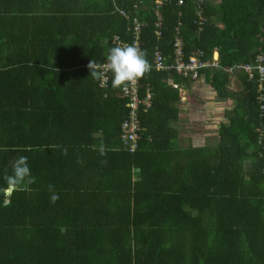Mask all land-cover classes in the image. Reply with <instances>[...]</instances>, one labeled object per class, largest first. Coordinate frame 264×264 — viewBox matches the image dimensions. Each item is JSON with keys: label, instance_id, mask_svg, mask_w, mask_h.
<instances>
[{"label": "trees", "instance_id": "obj_1", "mask_svg": "<svg viewBox=\"0 0 264 264\" xmlns=\"http://www.w3.org/2000/svg\"><path fill=\"white\" fill-rule=\"evenodd\" d=\"M163 1L0 0V189L20 156L34 178L0 191V264H264L259 76L228 71L264 52V0H205L203 19L200 0ZM135 19L151 65L157 51L174 63L177 29L185 60L218 53L219 67L199 71L233 103L218 143L180 146V92L167 81H196L152 69L138 149L124 144L128 100L88 65L116 38L133 42Z\"/></svg>", "mask_w": 264, "mask_h": 264}, {"label": "built area", "instance_id": "obj_2", "mask_svg": "<svg viewBox=\"0 0 264 264\" xmlns=\"http://www.w3.org/2000/svg\"><path fill=\"white\" fill-rule=\"evenodd\" d=\"M163 0H156V3L158 6H162ZM205 0H200L197 15L203 19V10L202 5L204 4ZM183 2L180 0L179 5H182ZM123 14L125 12L122 11ZM157 15L159 16L158 22L156 24V27L158 28L156 34L160 38L161 37V31L159 30L162 26L161 24V15L159 12H157ZM143 23L138 21V19L134 20V29L132 30V35L134 38V41L131 43H125L120 38L115 39V43L117 45H125V44H133L135 43L141 48L140 44V34L143 28ZM175 47V60L174 63L170 66L166 65V57H164L159 51H157L154 55V63L152 65V69L156 70H173L178 75L183 77H188L191 81H197L199 80L200 74L199 71L204 68L209 67H219L218 59L213 58L212 61H207L204 59V53L194 52L192 56H190L189 60H185L184 50H183V41L179 37V31L177 29V37L176 41L174 43ZM243 70L248 74V77L250 80H254L256 74H258V100L261 104V110H264V52L260 54L256 61L253 64H246V65H235L232 68H229L228 71L230 73H233L234 71ZM111 73L108 74V80L107 83L103 86L105 88H108L109 81H110ZM168 85L173 87L174 89H178L181 98V103L185 101L187 94L184 93V91L187 89V87L180 83L174 82L173 79H169L167 81ZM121 96L128 100L127 107L130 109L129 111V117L128 119L123 123L122 125V141L124 144L129 147L131 152H135L138 149V142L140 140V132L142 131V128L140 126L139 121V112L140 110L146 111L152 106V93L148 90L146 92V96L144 98L140 97V79L136 83L134 87H129L126 91L122 90ZM262 137H264V133L261 134Z\"/></svg>", "mask_w": 264, "mask_h": 264}, {"label": "clouds", "instance_id": "obj_3", "mask_svg": "<svg viewBox=\"0 0 264 264\" xmlns=\"http://www.w3.org/2000/svg\"><path fill=\"white\" fill-rule=\"evenodd\" d=\"M148 54L135 43L117 45L109 49L104 62H97L96 59L89 62L91 77L96 79L103 87L111 73V84L114 89L127 90L134 87L138 80L151 71L152 65L147 58ZM66 154V153H65ZM5 187L0 191H13L24 182L32 180L31 170L26 156L16 158L12 163L11 174L3 177ZM52 193L50 199L55 203L59 195L55 192L54 185H49Z\"/></svg>", "mask_w": 264, "mask_h": 264}, {"label": "rangeland", "instance_id": "obj_4", "mask_svg": "<svg viewBox=\"0 0 264 264\" xmlns=\"http://www.w3.org/2000/svg\"><path fill=\"white\" fill-rule=\"evenodd\" d=\"M201 83L199 79L192 84L194 88L182 102L183 113L178 126L182 147H188L189 144L204 146L218 143L220 124L226 123L224 115L233 107L232 101H219L214 91L207 85L203 88Z\"/></svg>", "mask_w": 264, "mask_h": 264}, {"label": "crops", "instance_id": "obj_5", "mask_svg": "<svg viewBox=\"0 0 264 264\" xmlns=\"http://www.w3.org/2000/svg\"><path fill=\"white\" fill-rule=\"evenodd\" d=\"M214 58L216 59H218L219 58V56H218V53H214ZM200 80H201V84H200V86H202L203 88H205V86L207 85L208 86V83H206V81H205V77H201V78H199ZM198 81V80H197ZM192 84H194V83H189V84H184L186 87H187V89L185 90L186 91V94L189 92V91H191L194 87H193V85ZM215 93V92H214ZM216 94V93H215ZM180 98H181V94H180ZM183 105L184 104H182V108H183ZM183 113V112H182ZM180 123H181V119H180V122L177 124V125H175V127L179 130V128H178V126L180 125ZM221 125V124H220ZM180 137H181V133H180ZM179 143H180V139H179ZM189 146H190V144H189ZM182 147V146H181ZM184 147H186V146H184Z\"/></svg>", "mask_w": 264, "mask_h": 264}, {"label": "water", "instance_id": "obj_6", "mask_svg": "<svg viewBox=\"0 0 264 264\" xmlns=\"http://www.w3.org/2000/svg\"><path fill=\"white\" fill-rule=\"evenodd\" d=\"M9 193L11 192V191H8Z\"/></svg>", "mask_w": 264, "mask_h": 264}]
</instances>
